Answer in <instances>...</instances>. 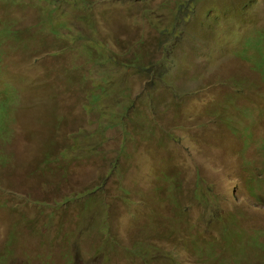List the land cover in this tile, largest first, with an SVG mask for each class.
<instances>
[{
	"label": "rangeland",
	"instance_id": "1",
	"mask_svg": "<svg viewBox=\"0 0 264 264\" xmlns=\"http://www.w3.org/2000/svg\"><path fill=\"white\" fill-rule=\"evenodd\" d=\"M178 1L0 0V264H264V0Z\"/></svg>",
	"mask_w": 264,
	"mask_h": 264
},
{
	"label": "trees",
	"instance_id": "2",
	"mask_svg": "<svg viewBox=\"0 0 264 264\" xmlns=\"http://www.w3.org/2000/svg\"><path fill=\"white\" fill-rule=\"evenodd\" d=\"M178 4H179V10L178 12H176L174 15H177V17L180 19L182 18V14H183V25H182V28H179L178 30H182V29H185V21L188 19H192L195 12H196V8H197V4H196V0H186V1H178ZM145 15L146 17L150 20V22L152 21L153 19V16H152V12H153V7L152 6H149L147 9L145 8ZM154 27L158 30H161L160 27L158 28V26L156 24H154ZM10 32V31H9ZM176 36H177V33H176ZM162 44L164 46H168V42H166L165 40L161 39ZM163 46V47H164ZM167 52H170L168 49L166 50L165 53ZM167 57L169 58V56L167 55ZM121 62H125L124 65L126 67H130V66H135L137 68V71H146V70H149L150 73H153L155 71V68L153 67L152 64H156V60L151 64L150 66H148V64H145L143 62H141V59L139 58L138 56V59L136 60H132L130 61L129 60H122ZM160 62L162 63V61L160 60ZM148 66V67H147ZM153 67V68H152ZM151 68V69H150ZM102 91H106V88L105 87H99ZM101 99V96L99 95H95L91 101H90V104L92 103V106L93 104L97 103L99 100ZM115 99V102L117 104L118 107L121 106V104L119 103V101ZM6 107V104H2L0 106V109L2 111V109H4ZM91 109V108H90ZM119 116H122V119H123V122L124 120L126 119L127 117V113H122L121 110H117L116 113H115V118L116 117H119ZM122 122H115L113 119L112 120H109V122L107 123V127L109 128H112V127H117L118 125H120ZM105 131V130H104ZM104 136V135H103ZM95 149H97V146L95 147ZM126 148L124 147V150L125 151ZM113 164L115 165V168H118L120 166L119 164V161H118V158L116 160H113ZM68 168L69 166L65 169L66 172H68ZM109 178V176H106L103 181L97 185V187L94 189V187L92 188H89V189H86L85 192H81L79 193L80 195H85V196H88V199L87 201L85 202V204L87 206H90L91 203L93 202L94 198L96 196H99V194H102V193H106L108 191H110L109 188L106 187V182H107V179ZM130 191L128 188L126 187H122V192H121V196L118 198L117 200V206H120V207H124L128 204L129 200L125 197V195L129 194ZM136 202V201H135ZM107 213L109 214V217L107 218V227L105 229V234L107 235V240H106V244L109 246V253L115 251L116 249H125L126 251H129V255L132 256V255H135L136 257L140 255V252L142 251H134L133 248H131L130 246H126V245H121L120 242H118L115 238V236L113 235L112 231H111V217H112V213L110 210H107ZM121 210H117L116 212V216H120L121 215ZM109 253H104L105 257L108 256ZM64 257L65 258H69L71 263L76 262V259L70 257L69 254H64Z\"/></svg>",
	"mask_w": 264,
	"mask_h": 264
}]
</instances>
